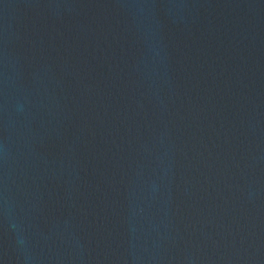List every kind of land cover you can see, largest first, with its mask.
<instances>
[{
	"label": "water",
	"instance_id": "95a60500",
	"mask_svg": "<svg viewBox=\"0 0 264 264\" xmlns=\"http://www.w3.org/2000/svg\"><path fill=\"white\" fill-rule=\"evenodd\" d=\"M0 264H264V0H0Z\"/></svg>",
	"mask_w": 264,
	"mask_h": 264
}]
</instances>
